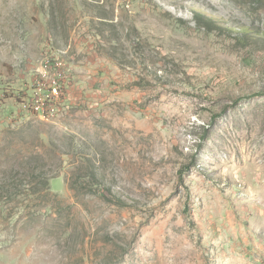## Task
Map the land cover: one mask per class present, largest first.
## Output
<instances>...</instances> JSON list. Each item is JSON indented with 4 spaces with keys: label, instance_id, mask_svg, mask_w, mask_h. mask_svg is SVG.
<instances>
[{
    "label": "rangeland",
    "instance_id": "374dc122",
    "mask_svg": "<svg viewBox=\"0 0 264 264\" xmlns=\"http://www.w3.org/2000/svg\"><path fill=\"white\" fill-rule=\"evenodd\" d=\"M0 264H264V0H0Z\"/></svg>",
    "mask_w": 264,
    "mask_h": 264
},
{
    "label": "built area",
    "instance_id": "2783aa9c",
    "mask_svg": "<svg viewBox=\"0 0 264 264\" xmlns=\"http://www.w3.org/2000/svg\"><path fill=\"white\" fill-rule=\"evenodd\" d=\"M62 73L61 63L54 69L43 72L34 82L30 91L16 96L17 113H29L42 121H49L60 110L67 93L68 83Z\"/></svg>",
    "mask_w": 264,
    "mask_h": 264
},
{
    "label": "trees",
    "instance_id": "16d2710c",
    "mask_svg": "<svg viewBox=\"0 0 264 264\" xmlns=\"http://www.w3.org/2000/svg\"><path fill=\"white\" fill-rule=\"evenodd\" d=\"M14 99H15V101L17 100V98H16V97H15Z\"/></svg>",
    "mask_w": 264,
    "mask_h": 264
}]
</instances>
